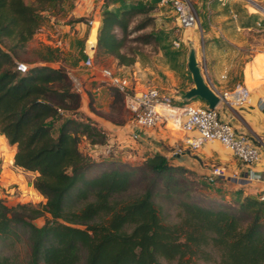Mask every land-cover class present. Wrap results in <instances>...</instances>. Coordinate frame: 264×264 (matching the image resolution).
<instances>
[{
    "label": "trees",
    "instance_id": "16d2710c",
    "mask_svg": "<svg viewBox=\"0 0 264 264\" xmlns=\"http://www.w3.org/2000/svg\"><path fill=\"white\" fill-rule=\"evenodd\" d=\"M38 1L0 0V131L16 145L15 164L36 172L33 185L46 201L38 208L10 205L0 197V245L19 226L28 234L29 264H79L83 253L85 264H185L198 255L210 259L213 250L219 264H264V199L247 194L237 205L217 206L190 200L185 173L192 170L160 152L139 165L101 162V170L89 174L100 162L82 151L80 137L97 143L95 136L102 132L75 114L64 115L78 111L81 93L65 66L51 64L60 59V49L46 45L38 51L44 63L17 69L21 51L42 24L40 10L50 0ZM155 6L105 8L97 52L112 54L121 64L135 62V55L124 50L126 37L151 23L150 18L131 27ZM140 39L157 41L151 33ZM137 183L142 190L128 193ZM181 193L187 196L180 199ZM163 196H180L175 223L161 215L156 199ZM44 212L50 216L36 224L32 219ZM0 264L19 263L0 250Z\"/></svg>",
    "mask_w": 264,
    "mask_h": 264
},
{
    "label": "rangeland",
    "instance_id": "374dc122",
    "mask_svg": "<svg viewBox=\"0 0 264 264\" xmlns=\"http://www.w3.org/2000/svg\"><path fill=\"white\" fill-rule=\"evenodd\" d=\"M27 3L37 5L38 0H25ZM111 0H50L44 9L40 10L42 24L32 39L27 43L26 49L21 51L20 60L29 65L44 63L40 59L39 50L44 46L50 45L60 49L61 57L52 65H63L68 70L71 78L77 77L81 81V101L80 106L74 110L65 111L67 114H75L78 120L90 121L102 132L95 136L99 141L94 143L89 137L81 134L80 148L84 153L90 155L94 162H100L93 165L89 171L90 175L101 170V162L107 167V163L115 161L117 165H139L145 159V155L135 157L136 149L128 145H122L117 140H110L109 134L113 132L107 126L99 123L102 120H109L117 125H125L131 122L132 115L125 105L124 96L113 85L102 79L97 72V68L89 67L86 64L88 53L92 54L95 67L107 65L117 72L131 77L138 87L157 86L166 92H185L188 87L194 84L192 73L188 68V56L190 46L193 43L184 42L185 32H192L197 36L196 53L199 64L205 65L207 49L205 40V31L213 29L222 23L235 21L242 25V45L234 46L230 42L228 50L238 54V69L242 65H249V61L257 56H264V1L255 0H192L199 16L201 24L197 27H182L177 20V15L171 4V0H163L156 3V6L150 12L139 14L131 23L134 27L139 22L151 20V23L142 29L131 31L126 37L124 50L131 56L135 55L136 60L131 64H121L119 60L109 53H98L91 51V39L95 15L108 4ZM134 4H150L151 0H131ZM248 10V11H246ZM242 12V16L239 15ZM249 12V13H248ZM223 13L221 16L218 14ZM225 15V16H224ZM260 22V23H259ZM214 25V26H213ZM121 33V31H119ZM154 34L157 41L145 43L140 37L143 34ZM122 34V33H121ZM238 34V33H237ZM235 35L237 38L238 35ZM204 36V37H203ZM223 35L213 37L222 40ZM225 40L226 37L224 36ZM223 38V39H224ZM204 39V40H203ZM207 41V40H206ZM231 44V45H230ZM231 46V47H230ZM206 48V49H205ZM261 62H263L261 60ZM264 63V62H263ZM238 72V76L240 75ZM100 86V90L93 88ZM194 98H201L196 96ZM188 101V99H186ZM204 100V99H203ZM82 106L84 110L82 109ZM98 119V120H97ZM64 119L56 120L54 131L57 132ZM97 120V121H96ZM172 126L175 125L171 122ZM136 139V138H134ZM3 152L6 158L10 160L11 147L4 143ZM3 154V153H2ZM1 156V154H0ZM4 156V154L2 155ZM8 160V161H9ZM10 162V161H9ZM173 164V163H172ZM112 165V164H110ZM31 171V170H29ZM193 171V170H192ZM187 171L185 181L190 200L197 201L205 205H220L225 202L237 205L242 198L238 192L226 187H220L215 183H210L205 177L195 171ZM34 172V171H32ZM35 173V174H34ZM34 173H24L22 181H9L14 178L10 176L7 180L5 174L0 172V197L10 205L19 203L28 204L42 208L46 197H44L33 185L32 182L36 176ZM34 174V175H33ZM141 183L134 184L128 193H138L142 190ZM163 189H166L163 186ZM170 199L158 197L156 199L160 206L161 215L165 222L175 223L180 219L181 211L180 199L187 196L186 193ZM226 195H230L226 197ZM232 197V198H231ZM262 199V198H261ZM49 213H43L35 217L34 222L42 225ZM17 232L13 233L9 240L0 245L3 255L11 256L16 263L29 264L30 245L28 234L17 227ZM193 262L185 264H219V255L217 251H212V257L205 259L201 256H194ZM79 264H85V255L83 253Z\"/></svg>",
    "mask_w": 264,
    "mask_h": 264
},
{
    "label": "crops",
    "instance_id": "0c3cea01",
    "mask_svg": "<svg viewBox=\"0 0 264 264\" xmlns=\"http://www.w3.org/2000/svg\"><path fill=\"white\" fill-rule=\"evenodd\" d=\"M132 5L135 4L131 0H111L108 4H104L99 13L95 15V23L93 25L96 26L92 29L94 34L91 39V51L96 50L97 47V37L102 22L103 10L109 8L120 12L122 9ZM222 14L218 15L221 16ZM239 15L242 16V12ZM231 23L234 24L222 23L219 26L213 25V29L205 31V40H203L207 42V49L205 48L207 57L205 60L206 66H203L206 71L203 74L219 92L232 90L237 84H242L250 89V97L247 101L231 106L223 102L219 106V111L221 118L229 120L238 133L248 134L252 137L259 149V157L256 161L253 163L243 162L224 144L215 140L207 141L196 150L186 148L183 153H174L178 146L185 145V132L170 123H160L154 127L141 128V135L138 139H134L132 136L133 129L138 128L132 122L125 125H117L105 119L99 121V123L113 131L109 134L110 140H117L122 145H128L136 149L135 157L137 155L143 157V155L147 156L160 152L168 157L170 163L183 165L205 178L212 165H223L227 168L229 175L228 177L219 178L215 184L220 187L233 189L242 198L247 194L262 198L264 195V108L261 106L260 100L264 96V56L255 55L249 61V65L244 66L243 69L241 65L239 72L238 54L229 51L230 49L228 50L229 45L227 42L234 46L238 45L236 43L242 45V26L244 28L250 26L242 25V22L236 23L233 20ZM236 34L238 35L237 38H235ZM219 35L220 37L223 35V38L225 36L227 40L225 38H222V40L213 38ZM184 42H192L196 46L198 39L194 33L185 32ZM194 46H190V49ZM193 85L188 87V89ZM100 89V86L93 88V90ZM183 93L180 91L171 94L176 102L182 103L186 100V98L182 97ZM190 100L199 104L207 103L201 98H191ZM82 109L84 110L83 106ZM4 143L11 147L10 160L6 158L7 154L3 152ZM2 153L4 156H2ZM15 153L16 145L10 144L6 136L0 131V172L9 177L7 180L14 175V178L9 181H22L21 177L24 173L34 172L16 165ZM230 174L237 175L235 178H230ZM257 174H260L261 178L256 177ZM0 184H3V182L1 181ZM228 196L230 195H226V197Z\"/></svg>",
    "mask_w": 264,
    "mask_h": 264
},
{
    "label": "built area",
    "instance_id": "2783aa9c",
    "mask_svg": "<svg viewBox=\"0 0 264 264\" xmlns=\"http://www.w3.org/2000/svg\"><path fill=\"white\" fill-rule=\"evenodd\" d=\"M171 4L177 15L178 23L182 27L192 28L201 24L200 16L192 0H171ZM86 64L89 67L97 68L102 79L123 94L125 105L132 115L131 122L138 127L132 131L133 138L140 137L141 128L172 122L185 132V145L178 146L174 153H183L186 148L196 150L207 141L215 140L224 144L245 163H253L258 159L259 149L252 137L248 134L238 133L229 120L221 118L219 111V106L223 102L231 106L247 101L250 97V89L247 86L237 84L232 90L219 92L207 80L221 97L220 103L216 107H210L208 103L199 104L190 99L178 103L171 93L163 91L157 86L138 87L131 77L117 72L110 66L95 67L91 53H88ZM200 66L202 72L205 73V68L201 64ZM17 69L25 72L28 70V64L19 61ZM72 79L75 89L81 91L80 79L77 77ZM260 104L264 108V96L261 97ZM228 175L229 172L225 166L212 165L206 179L209 182H217L219 178L228 177ZM236 175L230 174L229 177L235 178ZM256 177L261 178V175L257 174ZM262 199H264V195Z\"/></svg>",
    "mask_w": 264,
    "mask_h": 264
},
{
    "label": "water",
    "instance_id": "95a60500",
    "mask_svg": "<svg viewBox=\"0 0 264 264\" xmlns=\"http://www.w3.org/2000/svg\"><path fill=\"white\" fill-rule=\"evenodd\" d=\"M163 0H151L152 3H160ZM264 8V7H262ZM188 68L192 73L194 85L182 94L183 98L191 99L196 96L202 97L210 107H216L221 100L219 93L210 85L205 78L199 64L196 49L192 47L188 56Z\"/></svg>",
    "mask_w": 264,
    "mask_h": 264
},
{
    "label": "bare ground",
    "instance_id": "6f19581e",
    "mask_svg": "<svg viewBox=\"0 0 264 264\" xmlns=\"http://www.w3.org/2000/svg\"><path fill=\"white\" fill-rule=\"evenodd\" d=\"M95 26H96V25H95ZM95 26H94V27H95ZM170 123H171V122H170ZM170 126H171V125H170Z\"/></svg>",
    "mask_w": 264,
    "mask_h": 264
}]
</instances>
